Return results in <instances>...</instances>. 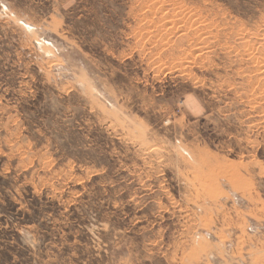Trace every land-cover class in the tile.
Listing matches in <instances>:
<instances>
[{
    "label": "rangeland",
    "instance_id": "374dc122",
    "mask_svg": "<svg viewBox=\"0 0 264 264\" xmlns=\"http://www.w3.org/2000/svg\"><path fill=\"white\" fill-rule=\"evenodd\" d=\"M0 264H264V0H0Z\"/></svg>",
    "mask_w": 264,
    "mask_h": 264
},
{
    "label": "bare ground",
    "instance_id": "6f19581e",
    "mask_svg": "<svg viewBox=\"0 0 264 264\" xmlns=\"http://www.w3.org/2000/svg\"><path fill=\"white\" fill-rule=\"evenodd\" d=\"M173 12V11H172ZM176 16V15H175ZM179 16V15H178ZM167 26V25H166ZM217 33V32H216ZM188 70V69H187Z\"/></svg>",
    "mask_w": 264,
    "mask_h": 264
}]
</instances>
